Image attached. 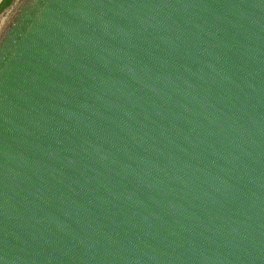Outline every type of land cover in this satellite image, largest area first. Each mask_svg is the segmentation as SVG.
Returning <instances> with one entry per match:
<instances>
[{
    "label": "water",
    "instance_id": "water-1",
    "mask_svg": "<svg viewBox=\"0 0 264 264\" xmlns=\"http://www.w3.org/2000/svg\"><path fill=\"white\" fill-rule=\"evenodd\" d=\"M0 264H264V0H22Z\"/></svg>",
    "mask_w": 264,
    "mask_h": 264
},
{
    "label": "flooded vegetation",
    "instance_id": "flooded-vegetation-1",
    "mask_svg": "<svg viewBox=\"0 0 264 264\" xmlns=\"http://www.w3.org/2000/svg\"><path fill=\"white\" fill-rule=\"evenodd\" d=\"M21 1L22 0H12L11 4L8 7L9 8L8 16L6 17L3 26H1L0 28V36L3 33L4 29L6 28L11 16L13 15L14 11L16 10V8L18 7Z\"/></svg>",
    "mask_w": 264,
    "mask_h": 264
},
{
    "label": "built area",
    "instance_id": "built-area-1",
    "mask_svg": "<svg viewBox=\"0 0 264 264\" xmlns=\"http://www.w3.org/2000/svg\"><path fill=\"white\" fill-rule=\"evenodd\" d=\"M8 13H9V8L6 9V10L0 15V28H1V26H3L4 21H5L6 17L8 16Z\"/></svg>",
    "mask_w": 264,
    "mask_h": 264
}]
</instances>
